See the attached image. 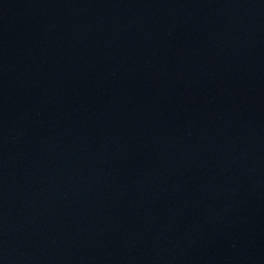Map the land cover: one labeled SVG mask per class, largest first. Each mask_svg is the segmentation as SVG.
I'll return each instance as SVG.
<instances>
[{
  "label": "water",
  "instance_id": "obj_1",
  "mask_svg": "<svg viewBox=\"0 0 264 264\" xmlns=\"http://www.w3.org/2000/svg\"><path fill=\"white\" fill-rule=\"evenodd\" d=\"M0 264H264V0H0Z\"/></svg>",
  "mask_w": 264,
  "mask_h": 264
}]
</instances>
